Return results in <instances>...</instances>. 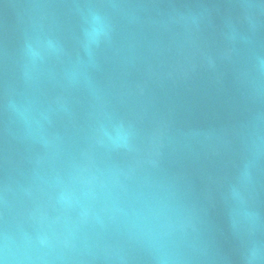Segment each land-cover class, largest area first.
Listing matches in <instances>:
<instances>
[{
  "label": "water",
  "instance_id": "water-1",
  "mask_svg": "<svg viewBox=\"0 0 264 264\" xmlns=\"http://www.w3.org/2000/svg\"><path fill=\"white\" fill-rule=\"evenodd\" d=\"M0 264H264V0H0Z\"/></svg>",
  "mask_w": 264,
  "mask_h": 264
}]
</instances>
